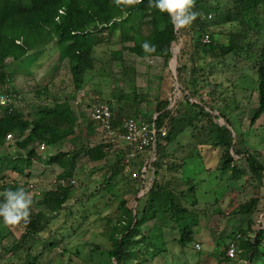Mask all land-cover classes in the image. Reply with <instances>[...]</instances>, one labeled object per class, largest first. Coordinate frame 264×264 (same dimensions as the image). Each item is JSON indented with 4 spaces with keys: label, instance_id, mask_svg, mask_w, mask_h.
Wrapping results in <instances>:
<instances>
[{
    "label": "trees",
    "instance_id": "16d2710c",
    "mask_svg": "<svg viewBox=\"0 0 264 264\" xmlns=\"http://www.w3.org/2000/svg\"><path fill=\"white\" fill-rule=\"evenodd\" d=\"M192 10L197 13L192 24L185 29L174 30L168 15L160 13L150 0H0V62L6 58L21 60L31 52L40 53L47 45L55 42L59 47L58 60L67 61L71 85L70 92H64L62 97L56 94L52 97L46 95L42 109L25 115L18 106L22 97L11 86L13 75L6 77L2 72L5 65H0V91L19 96L17 104L10 102L0 105V148L5 145L6 136L11 134L15 136L16 147L25 152L23 156L16 153L11 158L1 155L0 164L6 160L10 170L21 175L22 165L29 166L33 159L39 158L35 146L43 145L53 151V154L46 157L47 161L62 169L54 188L39 198L32 197L29 222L23 223L25 231L16 246L6 252H15L25 240L40 238V232L46 228L44 224L41 225L44 211L57 214L63 210L75 187L70 181L74 180V170L80 157H85L90 163L105 162L110 149L113 150L116 161L99 167H106L105 171L99 170L104 174L102 185L110 174L115 176L125 169L132 175L136 170V179L133 180L137 193L144 186L145 174L149 173L150 176L143 195L132 198V202L136 204L135 209L129 201L125 203L123 199L119 202L122 215L111 228L108 237L110 247L105 250L108 264H152L156 258H161L168 252L164 230L177 233L175 241L180 249L188 247L194 241L196 218L192 217V211L172 192V182L166 180L160 183L158 177L164 169L163 160L167 156L168 145L188 128H195L199 116L207 118L206 128L214 135L212 146L221 151L217 169L221 172L229 171L233 177H237L245 174V171L237 167L235 157H243L247 163V172L250 174L247 181L254 187L255 194L239 203L230 214L263 210L259 205L264 198V161L260 160L255 151L249 152L244 148L241 140L244 135L233 129L230 119L222 112V106L213 103L225 101L226 96L219 90L220 84L212 78L229 68L226 57L232 56L236 63L240 58L248 57L256 76L254 91L257 99L250 125L264 114V0H195ZM132 15H138V20L125 29L124 24ZM141 24L147 25V34L133 32V28ZM103 36L108 42L116 36L122 42H131V45L123 46L120 51L112 54L121 66L122 77L134 76L135 71L133 67L123 65L122 51L140 59H161L162 69L169 71V61L174 56L172 49L175 44H180L176 55V78L173 80L176 85H169V90H175L176 95H180L179 98L172 96L161 99V91L154 109H145L142 104H149L146 94L136 92L137 88L133 86L129 92H112L111 100L105 103L113 114L112 126L119 132L122 121L129 118L154 124L157 132L161 127L167 126L165 136L157 134L155 147L151 151H139L125 143L115 147L101 131L97 135L95 128L83 130L79 122L80 115L68 104L71 100L76 101L80 93L83 92L80 99L86 94L84 85L96 63L94 47ZM205 37L207 41H204ZM144 41L154 44L155 51L144 50L141 46ZM162 78L164 77L161 76L159 81L168 87L167 79ZM206 89L212 95V104L201 98ZM213 112L217 114H212ZM221 117L225 124H219ZM92 121L98 128V123L93 118ZM83 132L87 136L93 132V136L97 135L100 139L92 146L81 143L79 146L78 133ZM159 140L163 141V145L158 144ZM65 143H69L72 148L62 152ZM147 151L152 154V161L143 156ZM133 157L140 159L137 161ZM184 165L185 162L181 161L177 164V169L181 172ZM168 172V176L172 177L180 174L174 164L168 167ZM61 180L66 184L61 185ZM192 182L191 179L179 178V183L186 184V192L191 197L195 195ZM30 183L25 181L11 186L3 183L0 188L2 192L17 187L28 191ZM153 192L167 194L166 208L153 204L149 197ZM2 198L1 195L0 199ZM34 204L42 206V210L34 213ZM150 222L152 234H147L143 226ZM251 225L249 222L245 233L241 237L239 235L236 241V257L245 264H264V222L258 230H254ZM231 237L235 239L234 235ZM226 249L227 245L219 254L223 256L221 263L232 260L227 257ZM198 254L200 255L199 252ZM35 257L31 252L26 253L23 264H32ZM171 264L199 262L196 260L190 263L182 257Z\"/></svg>",
    "mask_w": 264,
    "mask_h": 264
},
{
    "label": "rangeland",
    "instance_id": "374dc122",
    "mask_svg": "<svg viewBox=\"0 0 264 264\" xmlns=\"http://www.w3.org/2000/svg\"><path fill=\"white\" fill-rule=\"evenodd\" d=\"M137 16H130L124 28L136 22ZM136 31L147 34L149 30L147 25L141 24L133 28V32ZM129 45L131 42H122L119 36L109 42L103 36V39L94 47L93 56L96 58V63L93 71L89 73V80L84 85L86 93L84 96H86L80 99L82 92L77 96L78 104H75L74 100L68 103L77 115H80L79 122L83 130L95 128L97 129L95 132L99 135L100 128H96L95 122H91L90 109L93 105L111 100L110 95L114 91L129 92L131 87H136V92L146 94L149 104L144 103L142 107L149 110L154 109L156 98L161 91H163L160 95L161 99L180 97L176 95L175 90H169V85H176L173 80L176 78V55L180 44H175L172 49L174 56L169 61V71L162 69L161 59H140L127 51H122L123 65L128 68L133 67L135 70L134 76L122 77L121 66L112 54L120 51L123 46ZM58 55L59 47L53 42L40 53L31 52L18 61L6 58L0 62V65H5L2 70L5 76L13 75L11 86L22 97V102L18 106L25 115L42 109L46 95L52 97L56 94L62 97L64 92L66 94L71 91L67 61H59ZM225 61L229 64V68L214 76L212 80L220 84L219 90L224 93L226 99L223 102L213 103L222 106V112L230 119L233 129L244 135L243 138L241 137L244 148L249 152L255 151L263 162L264 114L250 125L257 104L254 91L256 76L252 63L248 57H242L236 63L232 56H228ZM161 76L167 79L168 87L163 86V83L159 81ZM207 91L208 89L203 91L201 98L210 103L212 95ZM207 121L205 116H199L195 128L192 130L188 128L168 145L167 156L163 160L164 169L158 177L160 183L166 180L172 182V192L192 211V217L196 218L194 241L188 247L180 249L175 241L177 233L164 230L168 252L161 258H156L152 264H164L163 262L171 264L182 257L190 263L198 260L199 264H245L236 256L232 260L221 263L223 256L219 254L232 240V235L241 237L245 233L249 222L252 223L251 227L254 230L262 228L264 198L259 205V208L263 209L261 211L230 214V211L239 203L255 194L254 187L247 181L250 174L247 172V163L243 157H235L237 167L245 171V174L241 176L233 177L229 171L221 172L217 169L221 151L212 146L214 135L208 132ZM218 122L221 125L225 124L222 117ZM97 135L93 136V132L88 136L85 132L78 133V145H94L100 139ZM14 140L13 135L11 140L6 141L0 148V156L6 155L11 158L16 153L22 156L25 154L16 147ZM158 144L163 145V141L159 140ZM71 148L69 143H65L61 151L66 152ZM35 151L39 158L33 159L29 166L22 165L23 174L21 175L10 170L6 160L0 164V187L3 183L11 186L12 184L20 185L25 181L33 182L32 191L37 198L54 188L57 176L62 169L47 161L46 157L53 154V151L45 146L43 150L35 146ZM109 151L105 162L90 163L85 157H80L74 170L73 185L75 187L72 195L59 213L50 214L44 211L41 225L44 224L46 228L40 232L39 239L25 240L15 252L13 250L6 252L16 246L25 227L23 222L13 226L0 223V264H23L26 253L30 252L36 255L32 264H108L105 250L110 247L108 237L111 228L122 215L119 202L123 199L125 203L129 201L135 209L136 204L132 202V198L143 195L150 176L149 173L145 174L144 186L137 193L133 180L137 174L136 170L132 172V175H129L128 170L125 169V173L122 171L115 176L110 174L106 177V183L102 185L104 174H101L103 172L99 170L105 171L106 167L105 169H99V167L114 164L116 161L113 150ZM143 156L148 157L150 161L154 159L149 151ZM139 157H133V159L139 161ZM181 161H184L185 165L180 172L177 164ZM172 164L180 172L173 177L168 176V167ZM18 165L21 166L20 162ZM179 178L191 179L194 182H192L195 189L193 197L188 196L187 186L179 183ZM2 193L0 188V194ZM262 195L264 197V189ZM149 197L159 208H166L168 205V197L164 192H153ZM42 208L35 204L32 207L34 213ZM143 230L147 234H152L151 222L145 224ZM196 243L199 244V248L195 247Z\"/></svg>",
    "mask_w": 264,
    "mask_h": 264
},
{
    "label": "built area",
    "instance_id": "2783aa9c",
    "mask_svg": "<svg viewBox=\"0 0 264 264\" xmlns=\"http://www.w3.org/2000/svg\"><path fill=\"white\" fill-rule=\"evenodd\" d=\"M204 41H207L206 37ZM18 99L19 96L16 94L10 95L0 91V105H6L10 102L17 104ZM75 104H78V102L75 101ZM89 114L90 117L98 123L104 137L115 147H118L121 143H125L139 151H151L155 147L157 134L159 133L161 136H165L167 133V126L161 127L157 132L154 124H147L133 118L123 120L121 132H119L112 126L113 114L110 107L105 103L93 105ZM5 139L6 141L11 140L12 135L8 134ZM39 148L43 150L44 146L40 145ZM60 183L61 185L66 184L64 180H61ZM70 183L74 184L75 181L71 180ZM27 189V192L30 193L32 197L35 196L34 191H32L34 189V184L30 183ZM238 238L239 235H236L235 239L227 243L226 255L229 259H233L236 256V241ZM195 247L199 248V244L196 243Z\"/></svg>",
    "mask_w": 264,
    "mask_h": 264
},
{
    "label": "clouds",
    "instance_id": "9594fccd",
    "mask_svg": "<svg viewBox=\"0 0 264 264\" xmlns=\"http://www.w3.org/2000/svg\"><path fill=\"white\" fill-rule=\"evenodd\" d=\"M160 13H166L174 30L185 29L195 20L197 13L193 11L195 0H150ZM142 48L154 52L155 45L144 41ZM0 199V223L13 226L21 222H29L30 208L33 203L30 193L23 187L7 189Z\"/></svg>",
    "mask_w": 264,
    "mask_h": 264
}]
</instances>
